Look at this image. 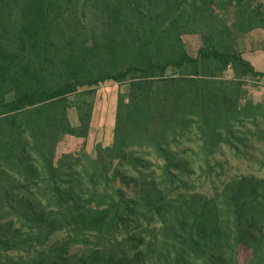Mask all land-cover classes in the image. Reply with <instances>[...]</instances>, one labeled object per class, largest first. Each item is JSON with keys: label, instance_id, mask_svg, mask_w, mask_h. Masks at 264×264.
<instances>
[{"label": "trees", "instance_id": "trees-1", "mask_svg": "<svg viewBox=\"0 0 264 264\" xmlns=\"http://www.w3.org/2000/svg\"><path fill=\"white\" fill-rule=\"evenodd\" d=\"M258 29L262 0H0V264H264V177L210 196L189 183L212 177L222 147L264 145L245 88L264 73L238 49ZM108 82L128 86L111 146L55 160L89 134L78 98ZM185 139L198 171L174 152Z\"/></svg>", "mask_w": 264, "mask_h": 264}, {"label": "rangeland", "instance_id": "rangeland-1", "mask_svg": "<svg viewBox=\"0 0 264 264\" xmlns=\"http://www.w3.org/2000/svg\"><path fill=\"white\" fill-rule=\"evenodd\" d=\"M264 0H262L263 3ZM249 36V34H248ZM187 51L191 56H195L197 50L201 47L199 36L183 37ZM245 45V40L240 39L238 49L240 50ZM225 78H232V73L227 72ZM245 88L248 91L249 99L253 103H261L264 105V79L261 80H245ZM128 86H120L111 82L100 85L96 88L93 96H80L78 99H85L93 103V112L90 123L89 134L86 139L75 138L71 136L64 137L56 149V159L59 160L62 155L72 154L75 157H80L83 154L91 158L96 156V146L109 147L113 141V131L115 125L116 103L118 95L126 96ZM75 97H71L74 101ZM69 120L72 125H78V115L75 108L68 111ZM191 136H189L190 138ZM193 137V136H192ZM252 148H249L244 156H236L227 148L222 147L214 156L212 164L217 163L215 173L208 180L196 181L195 176L190 180V184L195 186V192L206 196L212 195L214 187H220L222 182H229L233 177L242 175H256L264 177V169H261L256 162L261 151L264 150V145L259 142H253ZM197 151V145L189 139L181 141L178 148L174 149L177 156L182 157L191 162V168L198 171L199 162H196L194 153ZM156 163L153 157H150ZM130 175V174H128ZM127 191H130L127 189ZM66 237L65 233L55 234L50 242H58ZM240 262L244 263L243 258Z\"/></svg>", "mask_w": 264, "mask_h": 264}, {"label": "crops", "instance_id": "crops-1", "mask_svg": "<svg viewBox=\"0 0 264 264\" xmlns=\"http://www.w3.org/2000/svg\"><path fill=\"white\" fill-rule=\"evenodd\" d=\"M244 40L245 45L240 49L242 58L249 62L256 72L264 73V29L252 31Z\"/></svg>", "mask_w": 264, "mask_h": 264}]
</instances>
